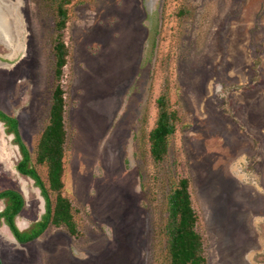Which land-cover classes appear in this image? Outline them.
<instances>
[{
    "label": "rangeland",
    "instance_id": "obj_1",
    "mask_svg": "<svg viewBox=\"0 0 264 264\" xmlns=\"http://www.w3.org/2000/svg\"><path fill=\"white\" fill-rule=\"evenodd\" d=\"M55 0H1L18 49L0 35V109L37 148L56 86ZM63 40V194L77 232L51 224L22 244L0 224L3 264H169L166 198L190 179L206 264H264V0H71ZM168 87L177 130L156 163L149 134ZM0 123V191H22L16 221L46 211ZM5 201H0V210Z\"/></svg>",
    "mask_w": 264,
    "mask_h": 264
},
{
    "label": "trees",
    "instance_id": "obj_2",
    "mask_svg": "<svg viewBox=\"0 0 264 264\" xmlns=\"http://www.w3.org/2000/svg\"><path fill=\"white\" fill-rule=\"evenodd\" d=\"M58 1V0H55ZM71 0H59L56 30L58 37L55 44L56 86L52 94L50 117L40 137L37 148V163L48 167V179L45 181L35 166L31 151L23 141L18 117L9 115L0 109V123H4L7 132L15 135L21 158L17 163L18 171L35 182L45 198L46 211L41 219L31 227L21 230L16 218L26 204L22 191L9 188L0 191V201H5V208L0 210L2 221L9 227L20 243L31 242L40 237L53 224L65 226L72 234L77 232L74 207L71 200L63 194L64 154L67 143L65 124V91L61 84L64 67L67 63V46L63 40V31L67 24L66 5ZM158 115L154 128L150 131V152L156 163H162L170 152L171 138L177 130L178 115L172 109L169 89L166 87L157 99ZM190 179L182 177L170 186L166 198V218L161 233L167 235V253L169 264H206L204 239L197 229L198 213L193 206ZM0 264H3L0 257Z\"/></svg>",
    "mask_w": 264,
    "mask_h": 264
},
{
    "label": "bare ground",
    "instance_id": "obj_3",
    "mask_svg": "<svg viewBox=\"0 0 264 264\" xmlns=\"http://www.w3.org/2000/svg\"><path fill=\"white\" fill-rule=\"evenodd\" d=\"M0 2H1V0H0ZM0 7H1V5H0ZM6 13L7 12H1L0 11V35H1V37H3L8 42V44L11 45V47L18 49L17 39L13 38V36L11 35L9 26L5 20Z\"/></svg>",
    "mask_w": 264,
    "mask_h": 264
},
{
    "label": "water",
    "instance_id": "obj_4",
    "mask_svg": "<svg viewBox=\"0 0 264 264\" xmlns=\"http://www.w3.org/2000/svg\"><path fill=\"white\" fill-rule=\"evenodd\" d=\"M17 240V239H16ZM18 241V240H17ZM22 244H25V243H22Z\"/></svg>",
    "mask_w": 264,
    "mask_h": 264
},
{
    "label": "flooded vegetation",
    "instance_id": "obj_5",
    "mask_svg": "<svg viewBox=\"0 0 264 264\" xmlns=\"http://www.w3.org/2000/svg\"><path fill=\"white\" fill-rule=\"evenodd\" d=\"M34 241V240H33Z\"/></svg>",
    "mask_w": 264,
    "mask_h": 264
}]
</instances>
